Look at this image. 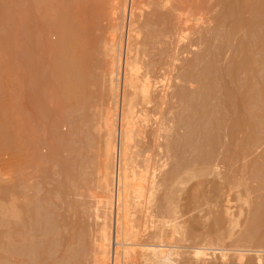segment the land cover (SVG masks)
Wrapping results in <instances>:
<instances>
[{
  "label": "rangeland",
  "instance_id": "obj_1",
  "mask_svg": "<svg viewBox=\"0 0 264 264\" xmlns=\"http://www.w3.org/2000/svg\"><path fill=\"white\" fill-rule=\"evenodd\" d=\"M109 1L111 3L113 0H0V264H50L63 260L69 250L77 251V248L81 247L84 250L83 245L80 246L81 238L84 239L88 247L85 249L88 250H84V254L82 252V262L77 259L78 253L74 259L80 264H94L92 249L99 222L95 219L96 198L93 197L99 193L97 144L100 143L97 141H100L99 134H102L98 133L100 131L97 128V120L100 118L102 106L105 107L110 100L109 93H106V90H109L107 75L103 71L104 63L109 65V58L104 56V46L109 39L108 29L111 27V18L107 14L112 5ZM144 1V12L140 14L142 17H138V20L141 18L138 25L140 27L141 24L142 29L138 38L139 50L144 68L152 65L154 71L150 68V72L154 74L153 78L158 84L156 88L160 89L155 91V103L151 100V104L148 102L150 105H144L139 101L142 105L136 107V112L139 111L136 113V122L141 128L139 129L143 130V133L140 134L139 131L140 135L136 137L137 163L148 167L152 162L151 167L156 168L151 169L156 172H153V175H160L155 177L158 181H151L153 184L159 182L154 186L164 184L166 168L171 171L169 168L174 167L179 160L182 165L178 174L173 176L176 185L172 183L173 178L167 182L169 186L172 185L173 201L177 209V215L173 219L177 220L176 226L168 229L170 236L169 242L166 243L171 244V248L174 246L176 252H180L176 264H259L256 256L258 257L260 252L264 255V242H261L264 236V222H260V229H256L255 235L253 234L257 237V244L255 240H252V243L237 240L249 226L250 221L247 220L252 216L249 214L251 210L256 209L257 204L264 206V0H246L249 8L244 0H168L167 3V0H161L162 3L160 0ZM232 7L235 14L234 10H231ZM253 7L261 11L255 12ZM182 12L192 18L199 16L201 12L203 19H200L201 23L198 22V25L190 22L189 25H192L189 26L188 32L181 31L182 34L179 25L181 18L176 17V14L180 16ZM254 12L257 24L262 21L256 25L258 29H251L250 26L247 28L245 23L242 27L241 22H245V19L254 20ZM235 18H239L241 22L238 23ZM233 20L238 25H235L237 23ZM63 22L75 34L70 46L73 49L69 47L68 53H77L79 64L87 66L84 70L86 83L82 88L74 85V70L68 56L59 46L61 36L57 28ZM186 34H190L189 38ZM244 40L249 42V52L242 49L241 41ZM246 53L251 63L247 68L249 70H245L240 62L245 61ZM210 59L215 60V67H219V72L216 71L218 68L215 69L216 75L220 73L216 82L218 75L213 77L215 87L212 88L215 90L212 89V101H207L211 107L205 105L206 112L210 109L208 116L214 127L212 126V129L211 125L206 124L207 127L204 128L209 127L211 130L207 129L205 133L211 134L205 137V146L197 147L194 144L204 141L201 135L203 124L210 120H204L203 115L198 113L199 109L197 110L201 105H196L200 102H196L195 96L201 90L202 82L195 78L194 80L193 77L192 80L188 79V73L196 75L207 62L209 64ZM102 74L105 75L107 84L102 80ZM70 76H73V79ZM247 81L249 87L251 84L249 91L252 90L254 94L249 92L252 97H249L251 100L249 104H244V107L242 103H238L241 100L235 99V94L232 93L238 94L241 89L242 92L247 91ZM228 89L232 93H229ZM182 92H186L182 94L184 97L180 95ZM104 94L106 97L108 94L109 98L104 97ZM254 96L256 99L250 105ZM189 97L194 100H191L192 105L197 106V111H194L197 114L187 111V107L191 106ZM104 99L105 105L102 104ZM234 99L239 101L235 104ZM195 102L196 104H193ZM186 104L187 110L184 112L183 107ZM246 110H249L248 115L253 117L252 120L249 118L253 123L248 122L255 126L251 131H247L251 137H248L249 134L242 125L236 124L234 128L235 118L247 114ZM240 111H243V114L239 115ZM180 114L183 115L180 117ZM190 115H193L192 119ZM190 120L194 138L192 143L184 139L191 130ZM156 130L157 138L154 136ZM166 132L170 136L169 142ZM212 135L217 139L213 158L204 160L203 155L206 154L207 157L213 151L212 145L210 146ZM167 151L170 154H167ZM166 155L171 157L168 158L170 163L165 168L162 161ZM204 165H208V169L217 166L221 168L217 172L218 168L211 170L208 179L203 180V186L202 183H196V180H185L188 178L187 171L202 170ZM239 183L240 186L237 185ZM162 187L159 186L160 189L149 194L144 206L145 212L136 211L138 219L134 220L132 229L137 235L131 241L137 242L142 236L141 240L145 243H139L143 244L141 248H145L144 244L148 248L151 246L149 244L153 242L152 238H146V235L151 234L149 231L153 232L154 228L157 230L158 223L164 216L156 213L166 194L165 186ZM13 210L17 214L13 215ZM230 231L234 233L232 237L229 236ZM220 238L222 241L218 240ZM144 239H147V242ZM203 243L208 247L206 250L211 248L207 250H212L211 257L205 258L207 261L192 259L195 257L189 256L190 253L193 254L198 245L204 246ZM236 248H245L244 252H248L245 253L248 255L244 261H237L234 255L228 258ZM223 254H227V258ZM127 262L135 264L130 259Z\"/></svg>",
  "mask_w": 264,
  "mask_h": 264
},
{
  "label": "bare ground",
  "instance_id": "obj_2",
  "mask_svg": "<svg viewBox=\"0 0 264 264\" xmlns=\"http://www.w3.org/2000/svg\"><path fill=\"white\" fill-rule=\"evenodd\" d=\"M164 1L165 0H163V2ZM244 1H245V3H248V2H246V0H244ZM247 1H249V0H247ZM160 2H161V0H160ZM165 2L167 3L168 0L165 1ZM111 3H112V5H111ZM111 3L109 1V4L111 5V9L107 13L109 15V17L111 18V22H110L111 24L109 23V25L111 27H109L110 29H108V31L110 30V32L108 34L109 35V39H107L108 42L106 41L105 46H104V49L106 50V54L104 53V56H105L106 59L109 58V60H108L109 62L107 63V64H109L108 65L109 67L106 66L105 63H104V67L105 68L103 67L104 74L107 75V79L106 80L108 81L107 83H108V88H109V90L108 89L106 90L108 92H106V91L105 92L109 93L110 96L107 94V97L109 96L110 100L108 99L109 100L108 101L106 99L107 97L105 96V94L103 95L104 97H106L105 99L108 101V103H106L107 105H105L104 104L105 103V99H104V101H102L103 99L101 100L102 104H104L105 107L102 106V108H101L102 110L100 111L101 112L100 113V118H99L100 120L99 119L97 120V121H99L98 124H97V128H98V131H100V132H98V131L97 132L98 133H102V134H99L100 141H97L100 144L96 143L99 146L98 147L99 148L98 149V153H97V156L99 155V157H98L99 158V164L97 163V165H99V166H97L98 167L97 168V174H98L97 175L98 176L97 185H98L99 191H97V192H99V193L98 194L96 193L97 195L94 196L93 198H96L95 202H94L95 203V219H96V221L99 222V226H98L99 228H97L98 229L97 230L98 233H97V235L95 237L96 241L94 242V246H93V249H92L93 261H94V264H129V262H127V261L130 259V261H134L135 264L136 263L137 264H139V263H142V264H176V262L178 263V260H179V257H180V256L178 257V255H179L180 252H176L177 249L174 250V248H173L174 246L171 248V244L170 245L168 244V242H169L168 241V236H170V234L168 235V233H170V232H168V229L169 228L171 229V228L176 226L175 221L177 219L175 220V219H173V217L177 215V209H176L175 201H173V197L174 196H173V193H172V185L169 186L170 184H168L167 182H169L173 178V176L178 174L179 168H182V165L179 163L180 162V160H179V162L177 161V164L175 163L176 165L174 164L175 166L173 165L174 167L169 168V169H171V171H169L166 167H168V165L170 163L169 162L170 159L168 161V158L171 157V156L170 155H168V156L166 155V157L162 156V158L165 157L164 161H162V163L165 164L164 166L166 168L165 177L163 176L164 179H165V181H164L165 185L160 183L159 185L154 186L155 183L156 184L159 183V182H155V181H158L157 178L155 180V177L158 176L159 174L155 176V175H153V172L156 173L155 170L153 172L151 171V169H156L155 167L154 168L151 167L152 166V162H151L152 159L150 161L151 165L149 164L148 167H145L143 164H141V165H143V167H142L141 165H139V163H137V155L138 154H137V151H136V148H137L136 147V143H137L136 142L137 141L136 137H138V135L142 134L143 130H140L141 128H140V126L138 127V123L136 122L137 121V119H136L137 116L136 115H138L136 113H139V111L136 112L137 111L136 107L138 108L139 104H141V102L139 103V101H142L144 103V105H145V103H148V102L150 103L151 100H152V102H154L153 98L156 99V97H154V96H156L155 95L156 94L155 91H156L157 88H159V87L156 88V84L157 83H155L156 81L153 78L154 74H152L150 72V68H151L152 72L154 71V70H152V65H151V67L149 65L145 66L146 69H147V67H149L148 70H145L144 65L142 63V57H141V54H140L141 51L139 50V46H140L139 43L140 42L138 43V38H139V35L142 33L141 32L142 29L140 28L141 24H140V27L138 25L139 24V20L141 19V18H139V20H138V17L141 14V12L144 10V7H145L146 4H145L144 0H113ZM169 3H170V1H169ZM107 5H108V3H107ZM247 6L249 8V3L247 4ZM254 7H256V6H254ZM254 7H253V9H254ZM259 7H260V5H259ZM109 8H110V6H109ZM231 10L233 12L234 8L232 7ZM256 10L258 11L259 9L257 8ZM256 10H255V12H256ZM262 10L264 11V6L262 7ZM260 11H261V9H260ZM260 11H258V12H260ZM120 12H122L121 16L119 14ZM255 12L253 14L255 16L254 20H253V18H252V20L251 19L249 20V18H248V21H247V19H245L246 20V21L244 20L245 22H243V21L241 22V20L240 21L238 20L239 18L238 19L235 18V19L238 20V23L241 22L243 24V25H241L242 27L244 26V23H245L246 24L245 27L249 28V26H250L251 29H252V27H257L256 25H259L262 22L261 21L259 23V18H258V23L259 24H257V20H255V18H257V16L255 15L256 14ZM182 13L183 14H180V16H178V14H176V17L181 18V20L178 18L180 20V22H179L180 24L179 25L181 26V28H180V26L178 25V27L180 28V32L183 31L184 33L185 32L187 33L188 30H189L188 29L189 26L192 25V24L189 25L190 22L191 23L195 22L193 24L197 23V25H198V22L201 23L200 19L203 16V15L200 16L201 12H200V15H199L200 17L198 15L197 16L194 15L195 17H193V18L191 16L187 17V14H185V12H182ZM233 13L235 14V10H234ZM119 16H120V18H118ZM140 16L142 17V15H140ZM207 16H208V14H207ZM188 18H191V19H188ZM225 21H227V20H225ZM225 21L223 22V24L225 23ZM234 22H236V21H234ZM238 23L235 24V23L232 22V24H233L232 26H234V24L238 25ZM241 26H239V27H241ZM247 28H246V30L248 31L249 29H247ZM253 29H255V28H253ZM257 29H258V27H257ZM57 31L59 32V34L61 36V40L59 41L60 42L59 46H60L61 49L64 50V53L68 56V61L70 62L71 66H72V69L74 70V73H73L74 79L72 78L73 76L72 77L70 76V78L73 79L74 85L77 86V88H82L84 83H86V81H84L86 79V74H84L85 73L84 70L87 68V66H85V65H83L81 63L79 64V62H78L79 60L77 58V55H78L77 53H76L77 55L74 54V53L70 55L68 53L69 52V47L72 45L71 44L72 40L75 39L74 31L69 26H67L64 22L61 23V25H59V27L57 28ZM230 31H231V28H230L229 32ZM183 32H181V33L183 34ZM229 32H227V33H229ZM247 34H249V32ZM188 35H190V34H188ZM188 35L186 34L187 38H189ZM246 40H244L245 42L241 41L242 42V49H243V51L246 50L247 52H249V50H248L249 49V42H246ZM188 41H189V39H188ZM256 43H258V42H256ZM70 48L73 49V47H70ZM57 49H59V48L57 47ZM105 50H104V52H105ZM208 53H210V52H208ZM245 55H247V56H244L245 61L247 60L246 63L244 61L243 62L244 64H243L242 63L243 60H241V61L239 60V61L241 62L242 67H245V70H246L247 68H249V65L251 63L249 62V58H247L248 54L246 53ZM106 56H108V57H106ZM201 56H200L199 60L201 59ZM207 56H208V54H207ZM207 56L203 55V57H207ZM219 56H220V54H219ZM209 57H211V54H209ZM203 59L204 58H202V60ZM214 61L215 60L210 59L209 64L207 62V65L205 64V67L201 68V71H198V73L196 75H192V73H188V75H189L188 79L192 80V77H193V79L195 78L196 80H198V82H202L201 83L202 87L200 88L201 90L199 91V93H196L197 96H195V98L197 97L196 102L197 103L200 102V103L199 104H196V102L193 103V104H196L197 106L201 105L200 107H201L202 111H201L200 107L197 108L196 105H195V107H194V105H192L191 100L194 102V100H195L194 95L191 96V97L194 98V100H193V98L189 97L190 100H188V101L191 102L190 103L191 106L189 105L187 107L189 109L187 110V108H186L187 104H189V102H188L186 105H184L185 107H183V109L184 108L185 109L183 111L185 112V110H187V111L192 112V114L193 113L197 114L194 111H197L199 109L198 113L203 115L202 117H203L204 120H206L207 118L209 119V116H208L209 112L208 111L210 109L206 112V110H205L206 106L205 105L210 106V102L212 101V99H210V98L213 95L212 94V91H213L212 89L215 87L214 86L215 82L217 80H219V74L220 73H218L217 74L218 76H217L216 75L217 72H215V69H217V68H218V70H216V71L219 72V67H215L216 64L214 65V63H216V62H214ZM216 61H217V59H216ZM194 62H192V63H194ZM68 65L69 64H67V66ZM243 65H245V66H243ZM105 69L107 70V72H106ZM73 70H72V72H73ZM247 70H249V69H247ZM69 73H71V72H69ZM86 73L88 74L89 72L87 71ZM104 74H102V78H103ZM213 74H214V76H213ZM105 75H104V78L102 79L104 81V83L106 82V80H104L105 79ZM215 75L217 76L218 79L215 77ZM83 76H84V78H83ZM90 76H91V74H90ZM190 76H191V78H190ZM213 77L216 78L215 82L213 81ZM162 78L164 79V77H162ZM186 78H187V75H186ZM88 79H90V77ZM166 79H167V77H166ZM165 81H167V80H165ZM107 83H105V84H107ZM157 86H158V84H157ZM212 86H214V87L212 88ZM252 86H253V84H252ZM160 87H162V86H160ZM166 87L168 88V86H166ZM250 89H251V84H250V87H249V82H248V87L246 89L247 91H245V92H242L241 91L242 89H241L240 92L237 94L233 90L232 91L234 93H232L230 89H228V90L230 91L229 93H232V95L235 94V95H233L234 98L235 99L237 98V99L241 100V102L239 100H237V102L239 101L238 103H240V104L242 103L243 104L242 106H244V104H246V103L249 104L248 102L251 100V99L249 100V97L254 94V92H252V90H251V92L249 91ZM252 89H253V87H252ZM214 90H215V88H214ZM228 90H226L227 91L226 93H228ZM244 90L245 89L243 88V91ZM257 90L259 92V89H257ZM160 91H159V93H160ZM105 92H103V93H105ZM249 92L251 93V95H250ZM178 93H179V91H178ZM178 93H176V94H178ZM183 93L184 92H182L180 95L184 97V95H182ZM262 93L261 94L264 95V92H262ZM160 95H161V93H160ZM174 95H175V93H174ZM232 95H231V97H232ZM157 96H158V92H157ZM228 96H230V94ZM159 97H157L158 100L160 99ZM177 97H179V96H177ZM183 97H181V98H183ZM165 98H166V96H165ZM253 98H254V100H252L250 102V105L256 99L255 96ZM235 99H234V103L236 102ZM262 99H263V97H262ZM208 100L210 101L209 103H207ZM232 100L233 99H231V101ZM161 103H162V101H161ZM185 103H186V101H185ZM250 105H248V107H250ZM210 107H208V108H210ZM248 107H246V108L249 109ZM196 108H197V110H195ZM138 110H140V109H138ZM152 111H153V109H152ZM183 111H182V113H184ZM202 112H203V114H202ZM240 112L241 113H239V115L243 114V111H240ZM245 112L247 114H243L244 116L240 115V116L235 118L236 123H234V128H235L236 124L238 126L242 125L246 129V132L247 131L249 132V129L251 131L252 127H255V126L250 124V123H253V122H251L249 120V118H251V120H252L253 117L251 115L250 116L248 115L249 110L248 111L246 110ZM182 115L183 114H180V117ZM192 116L193 115H190L191 119H192ZM184 118L185 117H183V119ZM189 119L187 120L188 122H189ZM184 120H181V122H184ZM138 121H139V119H138ZM150 121L151 120H149V123H150ZM206 121H207V123L203 124V130H201L202 132L200 131L201 135L203 137L202 139L204 141H201L202 143L199 142L201 144H198V143L194 144L197 147L200 146V145L201 146H205L206 145L205 144V137H207V136L209 137V135L211 134V133L210 134L208 133V135H207V133H205V131L207 129H209V131H210L212 126H213L212 124H214V123L211 122L212 120H210V121L206 120ZM146 122L147 121L145 120V124H146ZM178 122H180V120ZM153 124H154V122H153ZM191 124L192 123H191V120H190V125H189V123H188V125H189V128H191V130H189L190 132L187 134V136H185L186 138H184L190 143H192V141L194 139L193 135H192L193 134V128H192ZM206 124H208L207 126L211 125V128L208 127V128L205 129L204 127L206 126ZM162 125L164 126V124H162ZM76 127H77V125H76ZM216 127H217V125H216ZM95 128H96V126H95ZM161 128H162V126H161ZM139 131H140V134H138ZM234 131H235V129H234ZM147 132L148 131H146V133ZM200 132H198V135L200 134ZM252 132H254V131H252ZM170 133L171 132H169V134ZM157 134L158 133H157V130H156V134H154V136H156ZM253 135H255V134H253ZM157 136L155 138H157ZM249 136L251 137L250 134L248 135V137ZM166 137L168 138L167 141L169 142V137L170 136H168V133H167ZM210 138H211V136H210ZM98 140H99V138H98ZM155 140H153V142ZM216 140H217L216 136L213 137V135H212V139H211L212 143H210V146L212 145L211 148L213 147V149H212L213 151H211V154H209L207 157H205L206 156V154H205L206 152H205L204 153L205 155H203V157H202L204 160H208L209 158L211 159V157L213 156L214 150H215V146L214 145H216V142H217ZM154 146H155V144H154ZM168 146H169V144L167 145V148H168ZM170 148H171V146H170ZM207 148H208V146L206 147V149ZM210 149H208V150H210ZM165 150H166V148H165ZM170 151H171V149H170ZM168 153L170 154L169 151H167V154ZM207 153H208V151H207ZM98 158H97V162H98ZM147 159L149 161V159H150L149 156L147 157ZM160 160H161V158H160ZM145 161H147V160L145 159ZM145 161H144V163H146ZM148 163L149 162H147L146 164H148ZM157 163H158V161H157ZM153 164H155V163H153ZM160 166H162V164ZM203 167L205 169L202 168V170L200 169V170H198L196 172L193 171V170L187 171L188 178H186L185 180L186 181L196 180L197 181L196 183L200 184V183L203 182V180L205 181L206 179H208L207 177H209V175H210L209 173H211V170L214 171V169L218 168L219 170H216V172H217V171H220V168H221V167L219 168L217 166L216 168L214 167L212 169H210V168L208 169V165L207 166L204 165ZM259 169H260V167H259ZM185 170H186V168H185ZM254 171H252V173H254ZM218 173H220V172H218ZM153 180H155L154 184L151 182ZM159 181H161V180H159ZM178 181H179V179H178ZM175 182H176V180H174V178H173L172 183L174 185H176ZM152 184H153L154 187L152 186ZM229 184H230V182H229ZM237 185L240 186V183L237 184ZM159 186L160 187L165 186L164 189L166 190L165 191L166 194H165V198H164L163 202L160 204V206L157 207L158 209H157L156 213L157 214L160 213L159 214L160 216H161V214L162 215L164 214V216L161 218V221H159V223H158L159 224V227H158L159 230H158V228H157V230L154 228L153 232H151L152 230L149 231V233H151V234H149L147 232L149 235H146V238L148 236V238H152L151 241H153V242H151V244H149L151 246L148 248L144 244L145 248H141L143 246V244L141 243L142 244V246H141V244H139V243L143 242V240H141L142 236L140 237V240L138 239L137 242H132L131 241L137 235V233L133 232V229H132V228H134V220L138 219L136 211L137 212H145L144 206L146 205V202H147L149 194L150 193H155V191L160 189ZM196 186H198V185H196ZM201 186H203V183H202ZM241 186H242V184H241ZM235 187H237V186H235ZM231 188H233V186ZM241 197L242 196H240L239 199H241ZM247 202L250 205L248 200H247ZM252 207L253 206H251V209H252ZM252 210H251V213H249L252 216L250 218L248 217V220H247V222L250 221L249 222V226L247 227V229H244L245 231L243 230L244 231L242 233L243 235L240 234L241 236L239 237L237 242L242 240V241H244L243 243H247V242L248 243L249 242L252 243V240L257 239V237H254L253 234L255 235L254 231L256 229L258 230V228H259L258 226L259 225L261 226L260 222L262 221V224L264 222L263 221L264 220L263 219L264 218V206H262V204H261V206H260V204L258 206V204H257L256 209H254L253 212H252ZM224 211H226V210H224ZM12 212H13V215L17 214V213H15L14 210ZM226 213H228V212H226ZM159 217H157V218H159ZM229 217H231V216H229ZM224 218H226V217H224ZM233 220H232V222H234ZM246 225H248V223ZM233 226H236V225H233ZM221 227H222V225H221ZM229 233H230L229 236H231V235L233 236L234 235V233H232L231 231ZM258 234H260V233L258 232ZM256 235H257V232H256ZM216 236H218V235H216ZM263 237H262V241L261 242H264V240H263L264 238ZM218 240H221V238L218 239ZM80 241L82 242V243L80 242V246L83 245L84 250L87 251L88 249L86 250L85 248H88V247H87L84 239L81 238ZM166 241H168V242L166 243ZM242 241H240V242H242ZM218 242H220V241H218ZM255 242H256V240H255ZM84 243H85L86 246L84 245ZM143 243H145V242H143ZM152 243H154L155 245L152 244ZM13 244H14V242H13ZM158 244H160V245H158ZM256 244H257V242H256ZM31 245H32V243H31ZM202 245H204V243ZM40 246L43 247L42 245H40ZM204 246L198 245V248L195 249L196 251L193 250L194 251V252H192L193 254L190 253L189 256L192 255V257H195V258H192V259H196V260H203L204 259L205 261H207L206 259H208L209 256L211 257L210 254H211L212 250L210 252H208L207 250H209L211 248L206 250V248H208V247H206V246L204 247ZM146 248H148V249H146ZM244 249L245 248H243V250H242V248L241 249H239V248L237 249L236 248L234 250V252H233L234 254L233 253L232 254L229 253L231 255H228V258L234 255V257H235V259L237 261H239V262L244 261V259L248 255V254L247 255L245 254V253H248V252H244L245 251ZM72 250H69L67 252L68 254L66 253V255L63 258V260H61V259L60 260H56V261H53L50 264H75V263L77 264L79 262L77 259H79L80 261L82 260V257H83L82 252L84 250H83L82 247L80 249L77 248L78 252L76 251V249H74L73 251ZM80 250H82V251H80ZM84 252H83V254H84ZM77 253L79 255L78 256L79 258L75 257V255L77 256ZM226 253L228 254V252H226ZM227 254H225V255L223 254V256L225 257ZM80 255H81V259H80ZM74 258H77V259H74ZM131 258H133V259L131 260ZM226 258H227V256H226ZM256 258H257V262L259 264H264V255H263V253L261 254V252H260L258 257L256 256ZM75 260L78 261V262H76ZM78 264H80V263H78ZM132 264H134V263H132Z\"/></svg>",
  "mask_w": 264,
  "mask_h": 264
}]
</instances>
